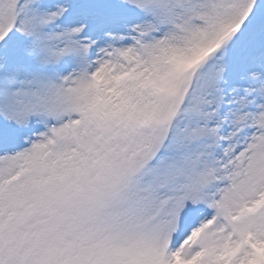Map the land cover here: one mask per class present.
I'll use <instances>...</instances> for the list:
<instances>
[{
	"label": "snow or ice",
	"instance_id": "1",
	"mask_svg": "<svg viewBox=\"0 0 264 264\" xmlns=\"http://www.w3.org/2000/svg\"><path fill=\"white\" fill-rule=\"evenodd\" d=\"M0 264H264V0H0Z\"/></svg>",
	"mask_w": 264,
	"mask_h": 264
}]
</instances>
